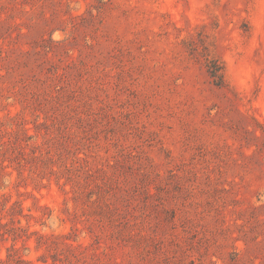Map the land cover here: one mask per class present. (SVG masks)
I'll list each match as a JSON object with an SVG mask.
<instances>
[{
  "label": "rangeland",
  "instance_id": "374dc122",
  "mask_svg": "<svg viewBox=\"0 0 264 264\" xmlns=\"http://www.w3.org/2000/svg\"><path fill=\"white\" fill-rule=\"evenodd\" d=\"M5 204L0 257L264 264V0H0Z\"/></svg>",
  "mask_w": 264,
  "mask_h": 264
},
{
  "label": "trees",
  "instance_id": "16d2710c",
  "mask_svg": "<svg viewBox=\"0 0 264 264\" xmlns=\"http://www.w3.org/2000/svg\"><path fill=\"white\" fill-rule=\"evenodd\" d=\"M219 70L220 69L212 70L211 75L215 77V79L220 83L223 78V73ZM7 206L8 205L5 204L3 208H0V230L4 229V231L0 232V236H2V238L8 239L7 235H9V237H12L15 242L23 236L30 237L28 233H23L25 232L23 231L24 227L16 225L17 217L14 215V213H11L9 221L4 222L5 214L3 213V209H5ZM12 209H14V207ZM9 225H11L10 228H7ZM33 233H37V231ZM40 244L41 241L38 239V245L40 246ZM0 264H31V261L25 259L19 254L18 246L16 243H14L8 248L7 255L5 257H0Z\"/></svg>",
  "mask_w": 264,
  "mask_h": 264
}]
</instances>
